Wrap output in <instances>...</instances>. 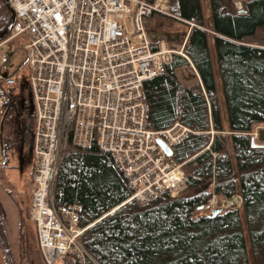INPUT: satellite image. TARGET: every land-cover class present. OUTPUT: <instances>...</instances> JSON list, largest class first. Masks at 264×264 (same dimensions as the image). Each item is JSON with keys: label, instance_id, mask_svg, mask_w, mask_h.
Here are the masks:
<instances>
[{"label": "trees", "instance_id": "16d2710c", "mask_svg": "<svg viewBox=\"0 0 264 264\" xmlns=\"http://www.w3.org/2000/svg\"><path fill=\"white\" fill-rule=\"evenodd\" d=\"M168 1L173 17L196 25L190 30L184 52L203 90L179 82L177 70L189 65L183 57L174 55L161 75L143 83L148 107L146 126L162 131L178 122L192 131L173 146L171 155L175 163L191 167L187 187L176 197L160 193L145 203H125L132 190L109 154L93 144L87 151L66 155L57 171L53 201L57 208L80 207L79 227H88L81 242L94 261L86 260L85 264L246 263L238 210H197L207 204L212 191L232 197L236 181L224 139L209 133L210 129L221 131L222 126L208 35L199 28L204 25L200 2ZM208 1L248 239L254 252L263 251L264 145L253 144L248 134L254 125H264V47H254L244 40L264 27V0H247L242 11L232 7L228 11L225 0ZM9 23L10 16L0 0V32ZM0 247L8 256L2 233ZM57 264L80 263L68 254Z\"/></svg>", "mask_w": 264, "mask_h": 264}, {"label": "built area", "instance_id": "2783aa9c", "mask_svg": "<svg viewBox=\"0 0 264 264\" xmlns=\"http://www.w3.org/2000/svg\"><path fill=\"white\" fill-rule=\"evenodd\" d=\"M6 1L14 22L0 47L23 42L35 110L28 218L38 249L44 264L68 254L80 264L94 262L81 242L88 227H79L80 207L54 204L59 165L69 153L95 144L111 156L132 190L125 203H145L160 193L174 197L185 189L182 165L174 164L156 140L171 148L191 131L177 123L162 131L148 129L143 83L161 75L174 55L188 60L183 54L187 35L176 37L181 47L175 51L166 37L145 30L152 14L168 15L167 0ZM234 6L242 10L241 2ZM11 58L0 54L1 67H10ZM18 80L13 74L0 77V84L13 88ZM237 201L216 206L212 194L201 209L227 208Z\"/></svg>", "mask_w": 264, "mask_h": 264}, {"label": "rangeland", "instance_id": "374dc122", "mask_svg": "<svg viewBox=\"0 0 264 264\" xmlns=\"http://www.w3.org/2000/svg\"><path fill=\"white\" fill-rule=\"evenodd\" d=\"M238 1L241 2L243 8V3L247 0H225L227 10L229 11L232 7L237 11L234 4H237ZM199 2L204 21L203 29L208 35V49L215 87V99L222 126L221 131L210 129L209 133L211 136L214 135L224 139L226 154L232 163L236 181L235 192L231 198L222 197L213 191L212 194L216 198L217 203L215 205L220 207L224 205L222 203L226 199L231 200L233 198L237 201V196L241 199L237 201L238 205H229V208H226L225 205L224 208L219 207L213 209L238 210L241 230L245 241V264H264V248L263 251L261 249L259 251L257 250V252L252 250L242 211V198L238 190L237 171L230 143V135L232 133L229 132L227 126L217 58L212 42L213 33L210 30L211 17L209 1L199 0ZM189 28L182 21L175 20L169 12L167 16L152 14L147 19L145 25V30L148 33H169L171 37L178 33L184 34L188 32ZM128 29L131 30V27L129 26ZM178 41L180 43V40ZM134 42L140 43L137 42L136 36H134ZM244 42L254 47H264V27L256 30L255 34L246 38ZM22 43L20 40H12L0 47V54L12 56L10 67H1L0 65V77L17 74V77L20 78L18 85L13 87V89H7L6 87L4 89L0 88V233L5 238L9 252L8 256L5 255L0 247V264H44L37 246L34 223L28 218V209L31 201V169L34 165L31 148L33 143V118L35 110L33 99L26 82L28 70L24 64L25 54L20 50ZM155 45L156 43L152 44V46ZM169 46L172 47V44H169ZM175 46L177 48L178 43ZM177 71V79L179 82L189 86L198 85L200 90H202L195 73L189 66L179 68ZM259 129H264V125H254L248 136L250 138L254 137L255 144L261 145L255 137ZM4 150L7 151V154H5ZM4 158L7 159L5 163ZM181 165L182 173L187 179V174L192 171L191 167H185L183 163ZM186 187L184 190H186ZM213 209L205 208L204 211L202 209L200 211L209 213Z\"/></svg>", "mask_w": 264, "mask_h": 264}, {"label": "crops", "instance_id": "0c3cea01", "mask_svg": "<svg viewBox=\"0 0 264 264\" xmlns=\"http://www.w3.org/2000/svg\"><path fill=\"white\" fill-rule=\"evenodd\" d=\"M168 1V0H167ZM168 8H169V1H168ZM243 9V8H242ZM173 18H175V19H178V18H176V17H173ZM180 20V19H179ZM180 21H182L183 23H185L186 25H188L190 28H189V30H188V32H185L184 34H180V33H178V34H176V35H172V37H171V35L169 34V33H163V32H155L156 33V35L160 38V37H166V42H167V45H168V48H170V49H174L175 51H179L180 50V47H181V41H180V43H179V41H178V39L176 38L177 36H180V35H187V39H188V36H189V33H190V30H191V28L192 27H194V26H196V25H194L193 23H191V22H187V21H184V20H180ZM199 28H201L202 30H204L203 29V27H199ZM187 39H186V42H187ZM186 42H185V45H186ZM178 43V47L176 48V44ZM169 44L171 45L172 44V47H170L169 46ZM157 45V44H156ZM156 45H155V47H156ZM185 45H184V47H185ZM184 47H183V54L186 56V58L188 59V60H186L185 58V60L188 62V65H189V67L191 68V70H193V72L195 73V76H196V78L198 79V81H199V84H200V86H201V89L203 90V87H202V84H201V81H200V78H199V75H198V73H197V71H196V69L194 68V66H193V64L191 63V61L189 60V58L187 57V55L185 54V52H184ZM178 72V71H177ZM20 79V78H19ZM19 81L20 80H18L17 81V83H19ZM6 86H4V85H2V84H0V88H2V89H4ZM27 87H28V85H27ZM7 88V87H6ZM7 89H13V88H7ZM28 90H29V88H28ZM33 122H34V118H33ZM177 124H180V123H178V122H176ZM176 123H174V124H176ZM173 124V125H174ZM180 125H182V124H180ZM182 126H184V125H182ZM172 127V126H171ZM185 127V126H184ZM187 128V127H186ZM175 146V145H174ZM32 147H33V143H32ZM171 149V151L173 150V146L170 148ZM31 151H32V148H31ZM32 155H33V152H32ZM172 155V154H171ZM169 158H171V156H168ZM34 158V157H33ZM172 162L174 163V164H177V163H175L173 160H172ZM184 164V163H183ZM32 168H33V166H32ZM31 172H32V169H31Z\"/></svg>", "mask_w": 264, "mask_h": 264}, {"label": "water", "instance_id": "95a60500", "mask_svg": "<svg viewBox=\"0 0 264 264\" xmlns=\"http://www.w3.org/2000/svg\"><path fill=\"white\" fill-rule=\"evenodd\" d=\"M2 1H3L5 7H6L7 11H8V14H9V16H10V23H9V25L7 26V28H6L4 31L0 32V41H2V40L5 38V36L8 34V32H9V30L11 29L12 24H13V22H14V14H13L11 8L9 7L7 1H6V0H2ZM255 137L257 138V142H258V143H260L261 145H264V129H259V130L256 132V136H255ZM252 142H253V144H255V139H254V137H253V139H252ZM156 143H157V145L162 149V151H163L167 156H171V154H172L171 149L168 148V147H167V146H166V145H165L160 139H157V140H156ZM198 210H201V207H199ZM220 210H221V209H215V210H212V212H213V211L217 212V211H220ZM112 212H113V211H112ZM112 212H111V213H112ZM213 214H214V213H213Z\"/></svg>", "mask_w": 264, "mask_h": 264}, {"label": "bare ground", "instance_id": "6f19581e", "mask_svg": "<svg viewBox=\"0 0 264 264\" xmlns=\"http://www.w3.org/2000/svg\"><path fill=\"white\" fill-rule=\"evenodd\" d=\"M191 132H192V131H191ZM230 198H231V197H230ZM118 208H119V207H118ZM118 208L114 209L113 212L116 211ZM113 212H112V213H113Z\"/></svg>", "mask_w": 264, "mask_h": 264}]
</instances>
